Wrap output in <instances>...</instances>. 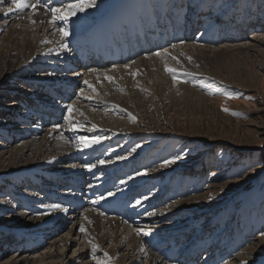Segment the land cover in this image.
Segmentation results:
<instances>
[{"label":"rangeland","instance_id":"rangeland-1","mask_svg":"<svg viewBox=\"0 0 264 264\" xmlns=\"http://www.w3.org/2000/svg\"><path fill=\"white\" fill-rule=\"evenodd\" d=\"M122 1L98 0L95 8L88 9L86 13L82 15L90 19L95 16H99L97 18H100L110 14L111 10L114 8L118 11V20L126 26H133L147 19H151L153 23L159 27L161 25L159 20L160 17L173 20L175 14L178 12L177 8L181 7L182 11L181 14H179L181 15L179 23L174 26L178 25L179 31L181 32H177H179V35H184V41L179 44L176 43L175 49L173 47L171 48V50L173 49L175 51H177L180 46L183 48L184 45H197L213 49L221 45L233 46L236 43H247L252 45L253 42L250 41L252 36L256 34L258 36H264V32L258 33L256 32L257 30L251 29L258 26L261 28L264 27V0H180V2L179 0H167V2H165L166 0ZM120 5H124V10H120ZM1 7L7 10L11 7V4L3 3ZM146 8H148V11ZM96 12L98 15H94ZM114 17L116 18V16ZM166 19L165 21L168 22ZM18 20H22L28 24L27 19H24V21L19 18ZM73 20L76 19L73 18ZM78 23L81 24V21ZM78 23L73 24V29L80 25ZM100 25H102V23H99L97 26ZM1 26H3V24ZM245 28L251 29L252 31L244 32ZM73 29L71 31H73ZM75 30L76 29H74V31ZM190 30L191 36L187 38V32ZM259 30L261 29H258V31ZM2 32L3 30L0 29V49L2 45H5V43H3L4 33ZM242 32H244V34L242 38H240ZM215 39H217V42ZM234 39H238V41L233 42ZM218 41L222 43L219 44ZM170 46L171 45H168L167 47ZM165 49L166 48H160L152 52L149 51L150 53H145V57L148 61L152 59L156 62L157 60L152 58L154 56L152 53ZM249 52L254 55L256 49L249 50ZM261 55L264 57L263 54ZM251 58H248L246 55H239V57L233 56L229 59V62H226L231 68H228L227 72H221V76L218 74H211L212 72L210 73L205 65L202 67L206 69L207 73L203 72L205 70H201V68L199 69V67L197 68L195 65L190 64L189 66V63H187L189 71H186L187 68L185 65L177 64L178 69L175 68L176 71L179 72L177 73V79L182 81L181 83L187 86V88L189 87L191 89L188 88L177 94L174 92L177 89H168L167 93L169 94L159 96L158 101L155 100V96H152V89L149 84L143 81L141 84L137 83L136 87L133 85L126 87L128 90L134 91V93L129 96H124L125 94L122 90L120 91V89L116 91L118 89L115 90L113 88V85L116 84L111 82L107 83L113 91L111 94L105 92L107 88L99 94L91 91L92 89H87L86 86L81 87L84 89L82 96L87 95L92 98L88 103V111L83 103H79L82 100H77L76 95L72 98L73 100L71 99L69 102V104L73 103L75 109L78 106L83 109V112L87 111L86 114L88 113L87 116L78 115V119L80 118V120L77 119V122L83 126L80 131H70L65 124L63 116L66 113V109L64 105L67 103L64 105H56V109L63 106L60 109V125H58V128H54L56 124L43 126L44 130L54 129L60 131L58 134L63 136L62 140L67 142L70 149V152H68L64 158L59 155H63V148L67 150V146L61 145L62 148L57 147L58 142L55 139L51 140L53 143L48 140H44L43 142L42 136H36V138L32 135L30 138L24 136V139L17 142L20 136L24 135L25 130H32L35 124L38 123L34 120L37 116H33V118L28 117L31 115L29 114L31 111L35 113L39 112L35 110L34 99H41L44 103L48 102L50 107H53V104L56 103V101L53 102V98L42 93L44 85H36L34 81H47L50 76H54L55 79L62 78V76L59 75L61 73L47 75L46 73H49L47 68H45L46 72L44 73V68L38 67L39 65L45 66L48 62L38 61L37 59L36 61L33 59L24 64L21 62V65H24L23 68L28 71L23 75L20 74V76H15L12 80L16 82L10 81L9 87H6L7 90H5L7 91L8 95L6 96L8 98L0 97V106L3 108L1 110L2 114L0 115V127L4 129L5 126L9 127L10 125V127L7 128L6 135L8 140H1L3 138L0 135V155L7 154L9 151L10 153H19L22 144L25 145L34 142L39 146V143H43L41 146H43L44 149H41L42 151L38 153L37 158L35 157L34 162H36L35 160L43 162L44 157L47 161L45 160L44 166V163H36L35 165L37 167L35 171L33 169L26 170V172L34 171V174L29 177L23 174V178V175L20 176V172L12 173L15 179L6 178L7 176H0V256L4 254L3 249L14 254L15 251L13 252V247L18 243H20L18 245H21V243L23 244L27 241L26 238L22 236L16 238L13 231H26L29 230L31 226L32 230H34L35 228L33 226L38 222V219L36 218L37 216L35 217V214H32L33 216L30 214L31 207L35 208L37 206L49 204L47 202L51 195L57 198V200L54 198L56 202L54 201L53 203L60 204L62 208L67 209V212L59 210L61 214H65L64 220L70 219L69 217L73 215V217H77V221L81 220L83 223L84 220L81 219V216L86 210H94L97 214L105 218L118 219L122 217L112 211L118 207L117 204L114 205L115 208L111 207L112 210L110 209L102 212L103 204L107 202L109 196L103 199L101 205H95V203L92 202L90 204L92 206L87 209V207L83 206L87 205L88 202L79 199L78 196L80 194L74 192L68 195L65 194L63 189L59 190L64 187V185L61 187V184H59L61 183L60 180L63 181L62 179H64V177H61V173L66 172L71 174V176H75V173H80L81 169L83 170V173L80 174L82 176V181H87L85 186L86 190L89 189L88 192H92L95 195L96 192H98L97 186L105 182H111V184L114 182L112 189L108 188V190L104 191L100 196L97 195V198L94 196L93 198L96 200H98V197H104L111 191L115 194L121 193L118 195H122L124 199L127 197L128 200L135 198L134 201L142 199L148 203L150 202L152 210L156 213L154 220L146 219V216L132 211L131 214L135 215V217L128 221L131 226L128 224L127 220L125 221L123 218L121 226H130L132 230L136 232H138L137 230H139V232L151 231V234L156 236L153 238L154 242L149 245L145 244L144 246L146 248H143L148 252V255H151L153 258H157L156 256H158L161 264H174L172 261L171 263L169 261L171 259L175 261L181 256L184 259V253L181 252V250H188L194 239H196L194 243H196L197 240H204V243L206 242L205 247L201 249L203 251H201L197 257L198 264H206L215 259H219L218 262L215 260V264H220L219 262H221V264H240L248 248H255V246L262 247L264 245V237H261L260 233L264 232V58ZM180 66L183 68L182 70L179 69L181 68ZM190 69H192V71ZM185 71L191 75L184 76L183 73H185ZM249 73H254L257 76L256 79L250 80V77L247 76ZM166 75L171 77L170 74L166 73ZM27 79H30V82H27ZM63 80L64 79H62V81ZM23 81H25V83ZM126 81L127 80H123L122 82ZM166 82L168 83V81ZM150 84L155 85L156 83L152 82ZM201 84L212 85V87H201ZM50 86H52V84H50ZM81 88L76 89V92L79 93ZM55 89L58 90L59 87ZM61 92V90L58 91L59 94ZM84 93L86 94L84 95ZM225 93L236 98H226ZM15 94L22 95L24 103L20 102L19 106H17V96L9 97ZM144 94H146V96ZM197 94L202 99H205V103L203 101L198 103L190 102L189 97H194ZM29 95L30 97H28ZM24 96L26 97L24 98ZM43 96H46V98H43ZM112 99H117L122 101V103L118 102V105L108 102V100ZM18 100L20 101L21 99ZM13 102L16 103V107L14 106L11 108V103ZM121 109H123V111H121ZM222 109H228L229 112H237L241 115L240 117H236L226 113ZM77 110L81 112L78 108ZM51 112L55 111L51 110ZM129 113L135 117V122L129 119ZM75 114L76 113H73V117H75ZM17 116L20 119L23 117V120H29L28 122L30 123L26 125V127L16 124L15 120ZM88 117L91 118L90 121ZM92 125L96 126L94 130ZM9 134L12 135V140L9 139ZM78 136H86L88 138L99 136L101 140L99 144H93L89 148H84L77 140ZM55 137L56 135L53 138ZM55 143L56 147L54 146ZM36 144L31 148H35ZM137 145H140V147L136 148V151L129 155L131 149L135 148ZM79 150L85 151V154L76 155V152ZM92 150L93 152L90 154L92 160H90L89 164L95 163L96 167L93 168L92 171H88L87 167H85V165L88 164L83 163L84 159L89 156L86 154V151L89 153ZM20 152L22 153V151ZM54 155H56V158ZM178 155L182 158L177 159L173 164L162 166L163 161L173 159ZM119 156H127L128 158L126 160H119L117 159ZM8 157L9 155L4 156V159L1 161L2 166L5 167L7 165L8 161H6V159ZM58 157L61 158L60 162L56 161L50 164V160L58 159ZM81 157H83V159ZM32 159L33 158L29 154H26L24 159L21 160L22 165L20 166L26 165L27 163L25 162L31 161ZM100 159L106 161L112 160L114 162L101 166L98 163ZM66 161H68V164H62ZM24 167L26 168L28 166ZM24 167L21 169L24 170ZM138 171L146 172V175L137 176L136 173ZM49 172L50 174H48ZM117 172H119V174ZM213 173H215V175H213ZM129 176H132L133 179L129 180ZM19 178H21L20 181H18ZM37 178L46 179L43 181L56 182L59 184L60 186L57 184L55 185L56 188L54 192L56 194L52 193V191L46 193H44V190L38 191L36 183H40L42 180ZM113 178L116 179L113 181ZM75 180H78V178H75ZM121 180H125L127 183L121 184L122 187L120 188L118 182ZM30 182L34 183L36 187L31 186ZM46 184V182H43L44 186ZM142 184L143 186H140ZM30 186L37 191L31 190ZM81 186L83 185L81 184ZM81 186L79 188H81ZM68 188H70V185L66 187V189ZM102 188L103 187H99V191H102ZM76 190L81 191V189ZM130 190L132 192V197H130ZM141 191L144 193H140ZM59 192L62 196H65V198L62 197L61 194H58ZM45 194L50 195L45 198ZM87 195L88 199L92 198L91 193ZM145 196H147L148 199H144ZM202 197L203 199H200ZM70 198L77 199L70 200ZM78 203H80V206L76 208ZM4 205L10 208V212L2 210L5 208ZM109 207L110 204L108 207L103 208L108 209ZM71 208L74 210H71ZM131 210H134L133 207H131ZM55 212L59 213L58 210ZM61 214L59 216H62ZM114 214L118 215V217ZM137 215H139V217ZM66 222L67 221L64 223ZM58 223L60 222L55 223V226ZM54 227L51 229L54 230ZM157 227H161V229L158 230ZM69 228L70 226L68 223L62 224L60 235H65ZM180 228H182V230ZM54 231L55 232L50 234L58 232L57 229ZM181 233L183 235L179 237ZM60 235L52 237L51 240L59 238ZM43 236H45V234ZM139 236L143 240L146 238V236L143 237V234ZM170 236L171 238L168 240ZM147 239L149 241L150 238ZM156 239L162 241L159 242L157 244L159 246L152 249L150 253L148 247L150 248L155 245L154 243L158 242ZM174 240L176 244H178V251L180 252L176 255H172V257H164L166 250L169 248L168 245L172 243L174 246L176 245ZM164 242L165 244H163ZM86 244L89 245L90 243L88 242ZM42 246L41 249L39 248L40 250L45 248V245ZM89 247H91L90 251L92 252V245H89ZM164 247L166 250L161 252L157 251V249ZM258 248L256 249L257 254L259 253L257 251L261 250ZM38 252L29 255V253L24 254V251L21 257H33L38 255ZM10 255L11 254H5L3 256V261ZM69 255H71V251L65 254V259H67ZM89 255L92 256V253H87L83 256L82 261H88V264H92L95 260L92 258L91 261H89ZM136 255L140 260H138V264H140V262L145 264L144 261L147 256L142 257L138 253ZM95 256L96 259H104L103 255L98 252L95 253ZM169 257H171L170 260H168ZM257 259L256 261L260 263L264 259V252L258 256ZM113 263L115 264V261L112 263L110 262V264ZM196 263L197 261L194 262V264Z\"/></svg>","mask_w":264,"mask_h":264},{"label":"bare ground","instance_id":"bare-ground-1","mask_svg":"<svg viewBox=\"0 0 264 264\" xmlns=\"http://www.w3.org/2000/svg\"><path fill=\"white\" fill-rule=\"evenodd\" d=\"M7 1L8 2L6 3L11 4L9 3L10 0H7ZM53 3H58V1L55 0ZM2 5L0 4V7ZM146 9L148 11V8ZM177 10L178 12L177 14H175V18L173 20L166 19L164 15H163L164 18L160 17L159 20L161 22V25L158 27L153 23L151 19H147L146 21L142 23L141 22L137 23L133 26H126L118 20L117 18L118 11H116V9L113 8L110 14L106 16H103L100 18H97L99 16H95L94 18H91V19L85 18L81 20V24L78 23L80 25L77 24L78 27H74V29H76L75 31L73 29V24H71L69 28V36L66 38V41H61L60 36L58 32L56 31V27L47 23V21L50 19V15L45 14L43 9H38L37 15L32 17L36 21V23L33 24V23H29L28 14H26L28 13V10H25L24 13H17L13 11L5 15V12H7V10L1 7L0 8V29H2L3 30L2 33H4L3 43H5V45H2V48L0 49V97L2 98L7 97L6 95L8 94H7V91H5L7 90L6 87H9L10 81L13 78H15V76L17 75L20 76V74L23 75L28 71L27 69L23 68L24 65H21L22 63L24 64L28 61H32L33 59H35V61L36 59L38 61H45V62H48V65H46L44 68H47L49 72H52L54 74H59V73L63 74L61 79H55L54 76H50L47 79V81L46 80H35L34 81L36 85H39V84L44 85L42 88L43 94L48 95L50 97L53 96L55 98L53 100L54 101L59 100V102H56L54 104L51 103L53 104V107H50L49 106L50 104H48V102L44 103L41 101V99L35 98L34 99L35 100L34 101L35 110H38L39 112L35 113L31 111L29 112V114L31 115L28 117L33 118V116H37V118L34 117L35 118L34 120L37 121L38 123L35 124V127H33L32 130L31 129L30 131L25 130L24 135L20 136L17 142L24 139V136L30 138L32 135L33 137L42 136L43 142L44 140L51 141L52 139H55L58 142L57 147L62 148L61 145L67 146V150L63 148L64 149L62 152L63 155H59L60 157L64 158L66 154L70 152V149L68 147L67 142H64L60 138L61 135L58 134L60 133V131L54 130V129L44 130L43 126L54 124L51 122L56 121V119H58L55 116L60 115V112H61L60 109L63 107V106H60L59 109H56L57 108L56 105H59V104L64 105L65 103L69 104L70 100L77 94L75 92V88L78 89V88L86 86L87 89H90L87 85L83 83L84 80L89 81V83L95 88V92L101 94L100 92L107 88L105 92H108L109 94H111V92L113 91L110 89L109 87L110 85L107 84L109 83V81L104 79L105 75L110 76L113 78L111 83L116 84V85H113V88L115 90L118 89L116 91H119V89L120 91L122 90L123 93L125 94L124 96H129L130 94L134 93V91L128 90L126 88L127 86L133 85L136 87L137 83L141 84L144 82L146 84H149V86L152 89V92H151L152 96H155L154 97L155 100L158 101L159 96L169 94L167 93L168 89H171V90L173 88L177 89L176 91H174L177 94L189 88V87L187 88V86L183 85L181 82L173 84L172 77L166 75L165 73V70H164L165 63H167L169 67L176 68V69H178L179 64L185 65V67L187 68L188 66L187 63H189V66L191 64V65H195L197 68L199 67V69L201 68V70H205L203 71L205 73H207L206 72V69H207L210 73L212 72L211 74H218L219 76H221V72L223 71L227 72L228 68H231L228 66L226 62H229V59H231L233 56L239 57V55H242V56L246 55L248 56V58H251V57L252 58L253 57L264 58L261 55V54L264 55V36L263 35L258 36L257 34L250 38V41L253 42L252 45L247 44V43L245 44L236 43L239 45H236V44L233 46L221 45L216 49L200 47L197 45L196 46L184 45L183 48L181 46L179 49L176 48L177 51L173 49L171 50L173 45H175L176 43L177 44L182 43L184 41V35L183 36L179 35V32L181 31L175 32L173 34V37L170 39L171 26L173 24L174 25L178 24L180 20V16H181L179 15L181 14V11H182L181 7H178ZM94 15H98V13L96 12V14ZM80 16H83V15L77 14V18ZM114 16H116V18ZM17 18L18 19L21 18L23 20L27 19L28 24L26 22H23L22 20H18ZM165 19L169 23L166 22ZM41 21H43V23H41ZM99 23H102V25L97 26ZM2 24L3 26H1ZM72 29L74 32L71 31ZM251 29L257 30L256 32L258 33L264 32V27L261 28L260 26L256 28H251ZM251 29H245L244 32H247V31L251 32L252 31ZM258 29H261V30L258 31ZM120 30L121 31L122 30H129V31L137 30L139 32H142L144 37L150 38V43L146 44L145 42L143 43L144 45H138L136 44L138 40L135 38L131 50H126V47L125 49L122 50V46H120L119 43L117 45L118 47L115 48L116 38H113L112 35L117 33V31H120ZM148 31H152V32H148ZM244 32H242V35L240 36V38H242ZM187 33H188L187 35V38H188V36L189 37L191 36V30ZM94 36L96 37L94 38ZM98 37H102L103 42H98L97 41ZM152 39L154 40L153 42H152ZM43 40H48L49 43L47 44L41 43V41ZM216 40L217 39H215V41ZM235 41H238V39L233 40V42ZM65 42L67 43L70 51H65L61 48V44ZM221 43L222 42H219V44ZM168 45H171V46L167 47ZM162 47L167 49L168 55L164 59L153 56L152 58L157 61L155 62L152 59L148 61V59L145 57V53L148 54L147 52L149 49L156 50ZM173 48L175 49V47ZM261 48H262V51H261ZM252 49H256V53L254 55H252V53L249 52V50H252ZM173 56L179 60V63L171 59V57ZM96 57H98V60H97L98 64L96 66L94 64L92 67L97 69L98 71L97 73H90L89 69L92 68L91 63L94 62ZM100 58H102V60L103 58H105V60L101 61ZM114 58L118 59L117 63H111V59H114ZM188 58H191V62H189ZM132 61H135V63H131ZM50 64L51 66H49ZM125 64L130 65V67L125 69L124 68ZM204 65L206 66V69L202 67ZM38 67L42 68L43 66L39 65ZM84 68H86L85 71H83ZM179 69L182 70L183 68L181 67ZM78 70H80V72H78ZM190 70L192 71V69ZM186 71H189V69L187 68ZM67 72H70V73H67ZM195 72H198V71H195ZM74 73H79V75H74ZM133 73H135V77H133L132 75ZM97 75H99L100 77L99 80H97ZM247 76L250 77V80L256 79L257 77L254 73H249V75ZM62 79L64 80L62 81ZM123 80H127V81L122 82ZM26 81L30 82V79H27ZM166 81H168V83ZM23 82L25 83V81ZM152 82L156 84L155 85L150 84ZM50 84H52V86H50ZM56 87H59V89L67 91V94L63 95L62 97L57 96L56 95L57 93L55 92L57 91L55 89ZM85 94L86 93H84V95ZM144 95L146 96V94ZM16 96L18 97V99H21L20 101H22V98H23L22 95H16ZM25 97L26 96H24V98ZM28 97H30V95ZM83 97H88V99H84ZM43 98H46V96H43ZM81 100L82 101L79 103H83V105H85L86 107V110L88 111V108H89L88 103L89 101L92 100V98L86 95V96H82ZM189 100L190 102H197V103L201 101L203 102L205 101V99H202L198 94L195 95L194 97L190 96ZM108 102H112L115 104H118V102L122 103V101H119L117 99L108 100ZM11 104H12L11 108H13L16 105V103L14 102ZM38 104H41V105H38ZM77 108L83 113V116L84 115L87 116L88 114V113L86 114L87 111L83 112V109H81L78 106ZM51 110H54L55 112H51L50 114ZM44 117H45V120H44ZM73 118L77 122L78 114H75V117ZM88 118H89L88 120L90 121L91 118L90 117ZM78 120H80V118ZM28 121L23 120V117L22 119H20L18 118V116L15 120L16 124L24 125L25 127L26 125L30 123ZM59 121H57L56 124ZM9 127L5 126L4 129L0 127V135L3 138L1 140H5V141L8 140L6 138V135H7V128ZM58 127L59 126L56 125L54 128H58ZM77 131H80V129H78ZM11 134H9V139H11V136H12ZM55 135L56 137L53 138ZM51 143L53 142L51 141ZM34 144L36 143L31 142L25 145L22 144L20 151H22L23 154L20 151L19 153H12V152L10 153L9 151L7 154H1L0 155V176H7L6 178L15 179L12 173L20 172V176L24 174V175H27V177H29L30 175L32 176V174H34V171L37 167L35 165L36 163H39V164L44 163L43 164L44 166L45 160H46L45 157L43 159V162L38 161V160H35L36 162H34L35 157L37 158L38 153L42 151L41 149H44L43 146H41V144L43 143H39V146L38 144H36L35 148H31L32 146H34ZM55 145L56 143L54 144V146ZM26 154H29L33 159L31 161L25 162L27 164L24 166H28L25 168L24 166H20V165H22L21 160L24 159ZM5 155H9V157L6 159L8 163L4 167L1 165V161L2 159H4ZM54 156L56 158V155ZM60 157H58V159H55V160H50L51 161L50 164L56 161L60 162L61 161ZM66 163L68 164V161L62 164L66 165ZM58 165H61V164H58ZM22 167H24L25 169L22 170L21 169ZM29 169H33L34 171L26 172V170H29ZM48 174H50V172ZM24 175H23V178H24ZM20 180L21 178L18 179V181ZM53 183H55L54 185H56V182H53ZM80 186H81V182L79 181V182L74 183V185L71 184L70 188L80 190L79 188ZM108 186L110 185L108 184ZM31 190L34 191V188L32 187ZM118 194H121V193H118ZM118 194H114L113 196H109L107 198L106 203L110 204V207L108 209H104L102 207V212L110 210L111 207L113 208L114 205L117 204L118 207L115 210H112V209L111 210L114 211V213L116 212V214L118 215L126 211H128L127 213H131L132 211H134L135 213L136 211V213L146 216V219L154 220L155 216H148L146 214L147 212L152 210V207L150 206V204H145V201H142L140 205H138L135 208L133 207L134 210H131L132 205L135 204L136 201L134 202L127 201L126 199L123 198L122 195H118ZM51 196L54 197V195H51ZM200 199H203V197ZM54 201L49 200L47 203L51 204ZM4 206L5 208H3L2 210L10 212V208L7 205H4ZM44 206L46 205L37 206L35 208L31 207L30 214L31 215L35 214V217L37 216L36 218L38 219V222L33 226L35 229L32 230V226H31L29 227V230L25 229L26 231H18V230L13 231V234L16 236V238L22 236V237H25L27 241L23 244L21 243V245H18L20 243H18L15 246L13 245L14 247L12 250L13 252L15 251L14 254L9 253L8 250H5L2 248L4 254L1 255L2 257L0 256V261H1L0 264H77V263L88 264L89 262L82 261V258L87 253H92L90 251L91 247H89V245L93 246V244L98 246V250L96 252H98L99 254H102L103 258H104L105 253H107L108 256L112 258L110 261L111 263L115 261V264H138L140 260L138 257H136L137 253L140 254L142 257H146V256L148 257V258L146 257V260L144 261L145 264H159L160 263L159 262L160 258L158 256L152 253L154 256L157 257V258H153L151 255H148V252H146L145 250L141 251V248L145 247L144 246L145 244H148V245L152 244V242H154L153 238H155L156 236H153L151 234V231H148V233H150V236L149 235L146 236L145 240L141 239L139 235L143 233L142 231L140 232V234H138V232L132 230L130 226H121V223H123L122 222L123 221L122 218H124L123 216L118 219L105 218L97 214L94 210H93L94 212L86 210V212H84L81 216L82 217L81 219L84 220L83 223L81 222V220H78L79 221L78 223L77 217H73V215H71V217H69L70 219L64 220L65 214L64 215L61 214L59 210H58L59 213H56L55 212L56 210L50 211ZM79 206H80V203L76 205V208H78ZM45 211H50V214L40 215V213L45 212ZM60 214L62 216H59ZM118 215H115V216L118 217ZM40 221H43V222H40ZM65 221H67L66 223L69 224L70 228L67 231V233H65V235H60L61 226L62 224H66L64 223ZM57 222H60V223H58L55 226V223ZM82 225L84 227L83 232L80 231V228ZM53 227H54V230L57 229L58 232L54 234H50L52 232H55L54 230L51 229ZM157 228L158 230L161 229V227L160 228L157 227ZM180 229L182 230V228ZM44 234L45 236H43ZM57 235H60V237L57 239L54 238L51 240L52 237H55ZM147 238H150L149 241ZM79 240H80V243H79ZM161 241L162 240H158L157 243H154L155 245H153L150 248L148 247V249H150V253L152 249L159 246L157 244ZM88 242L90 243L89 245L86 244ZM163 244H165V242ZM42 245H45V248L40 250L41 247H43ZM203 245H204V240H197V242L194 243L193 246L189 247V249L187 250L189 254L185 257L184 262L193 263L196 260L195 253L192 252L193 249L196 250L197 248H200V247L202 248ZM258 247L259 246H255V248H248L245 251L244 256L242 257L240 264L242 261H246V264H264V259L260 263L256 261L258 260L257 259L258 256H260L264 252V245L262 247H259V248ZM257 248L261 249L260 251H257L259 252L258 254L256 253ZM70 251H71V255H69V257L65 259V254ZM34 252L35 253L38 252V255L33 256V257H30V256L21 257L22 253L24 254L29 253V255H32L34 254ZM175 252H176V249L174 247V244L172 243L171 246H169V248L166 250V254L164 255V257L167 258V256H172L174 255ZM5 254L7 255L11 254V255L8 258H6L5 261H3L4 260L3 256ZM89 259H90L89 261H91L92 256L89 255ZM215 260H217L218 262L219 259H215ZM215 260H212L211 262H207L206 264H215ZM172 262L174 263L175 261H172ZM95 263L96 261H93L92 264H95ZM141 263L142 262H140V264ZM219 263L221 264V262ZM174 264H177V263H174ZM180 264H183V263H180Z\"/></svg>","mask_w":264,"mask_h":264},{"label":"snow or ice","instance_id":"snow-or-ice-1","mask_svg":"<svg viewBox=\"0 0 264 264\" xmlns=\"http://www.w3.org/2000/svg\"><path fill=\"white\" fill-rule=\"evenodd\" d=\"M7 0H0V4L6 3ZM97 2L98 0H59L58 3H53L52 0H10L11 3V7H9L7 9V12H5V15H7L8 13H11L13 11L17 12V13H24L25 10H28V19H29V23H36V21L32 18L34 16L37 15V10L38 9H43L45 14H49L50 15V19L47 21L48 24L53 25L56 27V31L58 32L61 41H66V38L69 36V28L71 24H75L80 22L81 20L85 19L84 16H80L77 18V14H84L86 13V11L88 9H92L95 8L97 6ZM73 18H77L76 20H73ZM41 23H43V21H41ZM41 43L43 44H47L49 43L48 40H43L41 41ZM173 47H176V45H173ZM61 48L65 51H70L67 43H62L61 44ZM51 51V50H50ZM152 55L156 56V57H160L161 59H164L168 53H167V49L163 50V51H156L153 52ZM172 60L176 61L177 63H179V60L176 57H171ZM189 62H191V58H188ZM131 63H135V61H132ZM130 65L125 64L124 68L127 69L129 68ZM164 70L167 74H170L172 77V81L173 84L176 83H180L182 81L177 79V71L175 68H171L167 65V63H165L164 65ZM97 69L95 68H91L89 69L90 73H97ZM47 75H54V73H46ZM74 75H79V73H74ZM133 77H135V73L132 74ZM184 76H189L191 75L190 73H183ZM99 75H97V80H99ZM105 80H108L109 82H112L113 78L110 76L105 75L104 76ZM183 82H187V81H183ZM83 83L85 85H87L90 89H92L93 92H95V88L89 83L88 80H84ZM201 87H206V88H211L212 85H207V84H201ZM84 92V89L81 88L80 92L77 93V100L81 99L82 97V93ZM226 98L232 99V98H236L231 96L230 94L225 93ZM84 99H88L87 97H83ZM65 109H66V113L63 116V119L65 121V124L68 127V130L70 131H77L78 129H81L83 126L81 124H79L78 122H76L73 119V113H76L78 115H83L82 112H79L77 109H75L73 107V104H66L64 105ZM115 107V106H114ZM223 111H225L226 113L236 116V117H240V113L237 112H229L228 109H222ZM121 111H123V109H121ZM129 119L133 122H135V117L132 116L130 113L128 114ZM95 125H92L93 130L95 129ZM61 139H63V136L60 137ZM77 140L79 141V143L81 145H83L84 148H89L91 147L93 144H99L101 137L96 136L93 138H88L86 136H78ZM140 147V145H137L135 148L131 149V152L129 153V155H131L132 152L136 151V148ZM128 157L127 156H119L117 159L119 160H126ZM181 156H176L173 159H168L163 161L162 166H167L170 164H173L176 162L177 159H181ZM114 161L112 160H104V159H100L98 161L99 165L104 166L105 164H110L113 163ZM75 167V166H74ZM85 167H87L88 171H92L93 168L96 167V164H88L85 165ZM137 176H143L146 175V172H141L138 171L136 173ZM213 175H215V173H213ZM129 180L133 179L132 176L128 177ZM121 184H125L127 183V181L125 180H121L120 181ZM108 196H113L114 193L109 191ZM105 197H98L99 199H104ZM210 198V197H209ZM144 199H148L147 196L144 197ZM97 201H93V203H96ZM142 203L141 200H137L135 202V204L132 205V207H137L138 205H140ZM47 209H49L50 211H55V210H61L64 212H67V209H64L61 207V205L59 204H49L44 206ZM50 211H45L40 213V215H49ZM148 216H155L156 213L155 211H149L146 213ZM80 231L83 232L84 231V227L83 225L80 228ZM138 234H140L139 230ZM144 236H148L149 233L148 232H143L142 233ZM261 237H264V232L260 233ZM98 250V246L93 245L92 246V258L96 261V264H110L111 261V257L108 256L107 253L104 254V259L103 260H99L96 259L95 253ZM143 247L141 248V251H143ZM241 264H246V261H242Z\"/></svg>","mask_w":264,"mask_h":264}]
</instances>
